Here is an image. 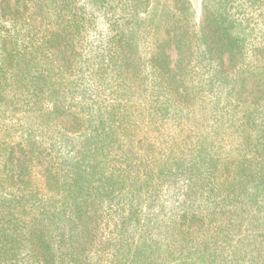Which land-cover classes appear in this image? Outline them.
<instances>
[{
    "label": "trees",
    "instance_id": "trees-1",
    "mask_svg": "<svg viewBox=\"0 0 264 264\" xmlns=\"http://www.w3.org/2000/svg\"><path fill=\"white\" fill-rule=\"evenodd\" d=\"M0 264H264V0H0Z\"/></svg>",
    "mask_w": 264,
    "mask_h": 264
},
{
    "label": "rangeland",
    "instance_id": "rangeland-1",
    "mask_svg": "<svg viewBox=\"0 0 264 264\" xmlns=\"http://www.w3.org/2000/svg\"><path fill=\"white\" fill-rule=\"evenodd\" d=\"M195 4H196V2H195ZM197 7V6H196Z\"/></svg>",
    "mask_w": 264,
    "mask_h": 264
}]
</instances>
